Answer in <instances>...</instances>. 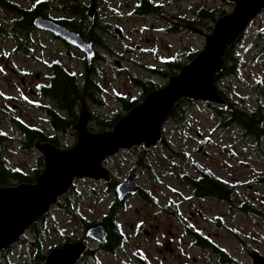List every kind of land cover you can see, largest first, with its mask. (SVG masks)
<instances>
[{
    "label": "rangeland",
    "instance_id": "rangeland-1",
    "mask_svg": "<svg viewBox=\"0 0 264 264\" xmlns=\"http://www.w3.org/2000/svg\"><path fill=\"white\" fill-rule=\"evenodd\" d=\"M11 1L21 5H27L29 1L35 2ZM98 1L101 20L116 25L126 34L123 40L107 38L113 52L122 57H107L110 63L104 67V78L111 93L116 90L141 97L142 90L132 82V75L144 81L158 82L159 88L169 82L168 78L154 77L152 73L136 65L139 62L154 64V54L150 50L156 48L160 55L170 54L174 58L180 56L185 60L193 48L199 49L205 45L201 36L177 33L164 36L157 32L162 23L138 16V0ZM152 1L162 5L170 15L195 17L194 10L201 5L216 8L217 18L222 16L224 10L226 13L233 10V4H227L226 0ZM50 2L53 7L51 12L61 13V1ZM80 2L90 3L91 0ZM1 9L0 109L5 110L6 107L10 111L6 109V113L0 112V130L16 136L14 141H4L5 150L1 151L5 163L12 167H22L33 175L35 168L43 169L38 163L40 154L37 150H26L20 146L23 136L16 122L7 117V114L21 117L24 124L33 120L29 117L24 102V59L19 54H11L16 41L24 44L25 32L14 27V14L10 9L4 6ZM201 23L206 33L212 32L215 22L203 19ZM27 35L32 39L33 34L28 32ZM34 40L44 50L47 47L51 50L53 47L51 43H45L37 37ZM138 44L141 45L140 48L137 47ZM165 44L171 50L163 49ZM234 55L240 60L239 72L246 85H239L235 79H231L230 82L221 83L220 89L229 97L231 105L239 103V108L244 111H257L261 105L264 107L263 11L251 23L240 45L234 50ZM125 58H131L135 63L124 62ZM118 61H122L124 67L119 66ZM38 71L42 69L39 68ZM34 77L33 75L32 78ZM216 86L219 87L218 83ZM107 100L110 101L107 105V117L112 118L115 112H123L117 100L112 97ZM181 104L185 110L184 119L169 118L163 124V140L169 144L168 148L161 142L146 154L139 151L143 148L121 149L104 162L116 185L132 179L134 185L147 191L152 203L145 202L137 194H129L122 201L124 206L115 215L120 231L126 236L125 244L113 254L97 251L95 258L89 259V264H137L138 256L145 258L149 264H253L247 253L248 249L264 255V135L257 138L245 134L240 127L223 126L225 120L217 116L211 104L203 101L187 100ZM31 124L40 128L45 126L48 130L47 123L33 120ZM94 128V132L104 131L97 125ZM3 140L0 137V142ZM73 141L72 137L63 138L62 144L68 146ZM198 170L208 172L228 184L233 190L232 200L225 202L194 198L181 175L187 173L195 176ZM105 185L103 181L90 178L75 180L74 188L66 194L70 200L69 209L61 206L67 202L61 197L59 203L52 206L46 217L37 223L41 231L37 237L43 246L42 254L46 256L54 248L82 238L84 225L80 218L97 222L105 213H109L110 206L118 199L113 192L108 191L109 183L107 182V191ZM92 189L98 190V195H91ZM240 208L249 211L243 212ZM189 231L199 232L210 239L232 261L223 263L214 249L196 245ZM25 236L27 241H21L7 254L16 264H30V252L36 249V235L29 230ZM0 259L3 260L2 255Z\"/></svg>",
    "mask_w": 264,
    "mask_h": 264
},
{
    "label": "water",
    "instance_id": "water-1",
    "mask_svg": "<svg viewBox=\"0 0 264 264\" xmlns=\"http://www.w3.org/2000/svg\"><path fill=\"white\" fill-rule=\"evenodd\" d=\"M95 3L94 0L87 11L92 19L95 17ZM230 3L233 10L216 20L211 33H203L199 28L156 14L173 26L190 29L196 36L205 37L206 44L189 63L169 78L164 87L150 92L110 130L102 133L88 131L92 114L84 99L79 125L74 128L79 131L78 140L73 147L59 149L50 142L35 141L34 147L43 158V170L35 181L0 185V252L18 243L25 232L46 216L52 206L71 189L76 179L90 178L110 183L111 174L104 166L107 158L121 149L143 147L149 150L158 146L163 136V124L182 99L226 104L216 86V77L223 69L225 54L257 15L264 11V0H227V4ZM34 24L39 29L53 31L71 44L79 45L88 56L93 54L91 43L52 19L40 16ZM116 190L120 201L129 194L137 193L131 179L122 181ZM106 235L103 226H95L88 229L86 239L104 243ZM86 250L85 241L64 243L50 251L42 264H77ZM247 253L253 264H264V255L260 252L248 249Z\"/></svg>",
    "mask_w": 264,
    "mask_h": 264
},
{
    "label": "flooded vegetation",
    "instance_id": "flooded-vegetation-1",
    "mask_svg": "<svg viewBox=\"0 0 264 264\" xmlns=\"http://www.w3.org/2000/svg\"><path fill=\"white\" fill-rule=\"evenodd\" d=\"M93 1L94 0H91L90 3H79V6L84 7L83 14L77 10L78 8L75 7V4H63L62 2L61 8L59 9V12L61 11V13L54 14L51 12V9L53 8L52 2L49 1L48 3L47 0H35V2L33 3L29 1L27 5H21L18 2H12L11 0H0V10H2L1 6L10 9L14 14L13 22H20V30L25 32L24 44L21 45V43L16 41V46L11 54L13 56L19 54V56L24 59L23 63L25 66H23L22 69V72L24 74L22 83L25 88L23 95L24 102L27 107L26 111L29 117H32L33 120L48 124V130H46L45 126L40 128L36 124H31V122L33 123V120L30 123L26 121V123H28L25 124L27 128H35V130H38L41 133L40 136L34 139L33 148H29L25 133L20 130V127L18 125L19 123H22L20 120L22 118H16L13 114H7L9 120L16 122L18 130L23 136L20 142V146L26 150H36L34 144L37 140L50 142L59 149H67L73 147L78 140L79 131L74 128L79 125L80 110L84 99H86L87 105L92 114V121L88 127V131L99 133L94 132V125H97V127H100L101 130H104L102 132L111 129L112 127L107 128V122L116 121V118H118V120L116 121L117 123L125 115H127L131 108L140 104L150 92L162 88H159V85H157L158 82H152L151 80L144 81L132 75L130 76L132 82L142 90L141 97L138 98L137 96H133L130 93L123 94L117 92L116 90L111 93L108 90L107 82L104 78L106 77L104 67L110 63L107 57H122L119 53L113 52V48L107 42V38L124 39L126 34L121 28H117L116 25L103 22V20H101L102 18L98 6V0H95V17L93 19L90 18L87 11L92 6ZM194 2H196V0ZM37 6H39V9L35 8ZM136 6V14H138V16L143 17L146 20H152L154 22L162 23V26H159L157 28V32H160L164 36L165 34L174 35L176 33L187 34L189 36L196 35L190 29L171 25L167 19L159 18L156 14L165 15L179 23L186 24L190 27L199 28L201 32L206 33L201 23V20L205 18H203L202 14L198 12L203 7L202 5L198 6V8L194 10L195 17L178 14L170 15V13L165 12L162 5L154 1L151 2V0H138ZM32 9H34V11ZM40 16L48 17L58 25L65 27L72 32L78 33L82 39H84L88 43H91L93 54L91 56H88V53L83 51L79 45L69 43L65 38L55 34L53 31L37 28L34 24V21L37 17ZM250 25L246 28L241 38L235 43L233 48L234 50L240 45ZM153 26H155V24ZM28 32L29 34H33L32 39L30 35H27ZM34 37L41 39L45 43H51L53 46L52 49L48 50L47 47L44 50L38 42H35ZM203 38L206 44V39L205 37ZM137 47L140 48L141 45L138 44ZM203 48V46H201L199 49L193 48V51H190L188 53V57L185 60H183L180 56L174 58L170 56V54L160 55L159 51L155 48L150 50V53L152 52L154 54V64L139 62L136 63V65L143 68L147 72L152 73L154 77L160 76L168 78L169 81V78L172 75L179 72L182 67L192 59V55H196ZM163 49L171 50L168 44H165ZM145 51L147 52V50ZM123 60L124 62H129L132 64L135 63V61L131 58H125ZM121 62L122 61H118L117 63L119 64V66L124 67L125 64ZM239 66L240 60L238 58V65L234 67L233 75H228L226 73V56L224 57L223 69L217 75L218 78L216 77V83H218L219 85V87L217 86L218 91L226 101V104L219 106L221 107L220 109L232 110L239 108L240 104L232 103L231 105L229 97L226 96L220 89L221 83H225V81L230 82L231 79H235L239 85H246V82L241 79ZM39 68L42 69V71H38ZM61 72L73 78L75 82V88H73V90L66 89L67 85H65L66 82L64 81ZM33 75L35 76L34 79L32 78ZM110 97H112L113 100H117L120 107L123 109V112L121 114L115 112V115H113L112 118L107 117V105L110 104V99L107 100V98ZM184 101L187 100H181L177 104V106ZM129 104L133 105L130 106V108H127L129 107ZM176 108L174 109V111L176 110ZM6 109L10 111L5 107V110L0 109V112L2 114L6 113ZM260 110L264 111L263 105H261L257 111ZM2 114L0 115L2 116ZM36 117L38 120H36ZM0 135L4 138V140L0 142V150H5L4 141H14V138H16V136L9 135V132L6 133L1 130ZM62 137H72L74 141L72 144L65 146L64 144H62ZM53 140H56V143H54ZM136 148L140 149V147ZM38 157L39 160L40 157L41 159H43L41 155H39ZM39 160L38 163L40 162ZM11 168H17L18 170L23 171L26 175H31L27 173L22 167L11 166ZM74 183L71 189L74 188ZM105 183L107 191V182L104 181V184ZM137 188L138 192L140 188L139 186H137ZM71 189L67 193H69ZM66 194L64 196H66ZM105 216H107V213H105L99 221L92 222L96 223L97 225L91 227L102 226L101 220ZM90 228L86 229L84 227L83 237L75 241H85L87 244V250L82 255L77 264H89V259H94L97 251L101 250L107 252V250L100 247L101 245L107 243V235L104 243H99L94 239H86V233ZM29 230L30 228L27 231ZM27 231L25 233H27ZM105 231L107 233L106 228ZM24 237H26L25 234L21 237L18 243L13 245V248H15L17 244H20ZM2 252H0V255L4 254V252Z\"/></svg>",
    "mask_w": 264,
    "mask_h": 264
},
{
    "label": "trees",
    "instance_id": "trees-1",
    "mask_svg": "<svg viewBox=\"0 0 264 264\" xmlns=\"http://www.w3.org/2000/svg\"><path fill=\"white\" fill-rule=\"evenodd\" d=\"M2 1V0H1ZM50 0H47L49 3ZM63 4L65 3H71L75 4V7H77L78 11L80 13H84V7L79 6L80 0H60ZM223 1V0H222ZM227 2V0H226ZM231 4V3H230ZM48 6V5H47ZM74 6V5H73ZM204 7V6H203ZM201 8L198 12L202 14V17L205 19H209L211 22H216L218 19L215 15V12L217 11L216 8ZM36 9H39V6L35 7ZM34 11V9H32ZM226 14V11L222 12V15ZM14 27L21 26L20 22L15 21ZM234 46L229 48L225 54L226 56V66L227 70L226 73L230 76L234 73V67L238 65V58L234 55ZM198 54V53H197ZM196 54V55H197ZM196 55H192L191 58H193ZM192 60V59H191ZM62 77L64 81L66 82L65 85L66 89L73 90L75 88V82L71 76L66 75L65 73L61 72ZM218 78V76H217ZM67 99V98H66ZM183 101V100H182ZM133 104H129L127 108H130ZM214 110H216L217 116L221 119L223 118L225 121L222 124L223 126H237L244 130L245 134L254 135L257 138H260L261 135H264V111H244L242 108H236V109H220L216 105H210ZM185 110L182 107V104L177 106L176 110L172 112V116L170 118H175V120L184 119ZM118 118H116V121ZM116 121L107 122V128L113 127ZM20 127V130L25 133V136L27 138V144L29 148H33V141L36 137L40 136V132L38 130H35V128H27V126L24 123L18 124ZM32 129V130H29ZM0 137H2L0 135ZM54 143H56V140H53ZM163 145L165 147H169V144L164 140ZM141 153L146 154L150 153L146 150H139ZM39 165L43 166L42 159L40 157ZM139 164H142L139 161ZM143 167H147V165H142ZM147 169V168H145ZM43 169L42 168H36V172L33 175H26L23 171L18 170L17 168H11L7 163H5L2 155V151L0 150V185L1 186H11L22 182H34L36 177L41 173ZM182 180L188 184L192 191V195L194 198L197 199H215L218 201H225L229 202L232 200L233 190L232 188L219 180L218 178L212 176L208 172L198 170L197 174L195 176H191L187 173H182ZM140 189L136 193L142 200H144L147 203H152V199L147 193L146 190L139 187ZM117 185L115 181H111L109 183L108 191L113 192L118 199L115 204H112L109 208V213L107 216H105L101 221V225L107 229V243L101 245L100 247L102 249L107 250L109 253H115L119 249L123 247L126 241V236L120 231L119 225L117 224L115 220V215L118 213L119 209L123 207L122 201L119 200L118 194H117ZM138 189V188H137ZM98 190L92 189L91 195H98ZM64 199L67 201L66 204L63 203L61 205L65 209H69L68 204L70 202L68 196H64ZM243 212H248V209L240 208ZM46 216H44L41 220H43ZM81 223L84 225V227L90 228L91 226L97 225L96 223L88 222L85 218H80ZM38 223V222H37ZM37 223L33 224L30 228V231L32 234L39 236L40 235V229H38ZM189 233L194 237V242L196 245H199L203 248H212L214 249L219 255L220 260L223 263H229L232 261V258L226 255V253L216 247L210 239L205 238L203 235H201L199 232L196 231H189ZM27 241V236L22 239V243H25ZM14 246L10 247L9 249L3 251L4 254L2 255L3 260L0 259V264H16L15 262L11 261L8 257V253L12 250ZM43 249V246L38 240L37 237V245L36 249L31 253L30 258V264H42L45 261L46 256L41 253ZM2 252V253H3ZM137 264H149L148 261L138 256L137 258Z\"/></svg>",
    "mask_w": 264,
    "mask_h": 264
},
{
    "label": "bare ground",
    "instance_id": "bare-ground-1",
    "mask_svg": "<svg viewBox=\"0 0 264 264\" xmlns=\"http://www.w3.org/2000/svg\"><path fill=\"white\" fill-rule=\"evenodd\" d=\"M251 23H252V22H251ZM251 23H250V24H251ZM250 24H249V25H250ZM249 25H248V26H249ZM217 89H218V88H217ZM184 99H187V98H184ZM184 99H182V100H184ZM187 100H190V99H187ZM191 101H198V100H191ZM178 103H179V102H178ZM178 103H177V104H178ZM204 103H205V102H204ZM208 104H210V103H208ZM211 105H214V104H211ZM176 106H177V105H176ZM216 106H220V105H216ZM170 117H171V115H170ZM170 117H169V118H170ZM169 118H168V119H169ZM162 132H163V127H162ZM162 141H163V136H162V140L159 142V144H160ZM159 144H158V145H159ZM156 147H157V146H156ZM134 148H135V147H134ZM140 148H143V147H140ZM143 149H144V148H143ZM144 150H145V149H144ZM146 151H148V150H146Z\"/></svg>",
    "mask_w": 264,
    "mask_h": 264
}]
</instances>
